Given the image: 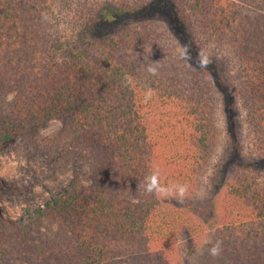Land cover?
I'll use <instances>...</instances> for the list:
<instances>
[{
	"label": "trees",
	"instance_id": "obj_1",
	"mask_svg": "<svg viewBox=\"0 0 264 264\" xmlns=\"http://www.w3.org/2000/svg\"><path fill=\"white\" fill-rule=\"evenodd\" d=\"M14 137L90 169L0 211V264H179L187 242L193 264H264V0H0V148ZM153 172L172 194L145 192Z\"/></svg>",
	"mask_w": 264,
	"mask_h": 264
},
{
	"label": "rangeland",
	"instance_id": "obj_2",
	"mask_svg": "<svg viewBox=\"0 0 264 264\" xmlns=\"http://www.w3.org/2000/svg\"><path fill=\"white\" fill-rule=\"evenodd\" d=\"M221 106L217 111L218 119L225 129V113ZM238 111L242 117L243 111ZM62 125L60 120L54 119L41 126L36 135L38 141L58 135ZM226 151L224 139L219 158ZM76 169H90L86 155L72 154L66 143L55 153H50L36 146L34 142L19 137L4 142L0 148V211L6 213V217L16 220L28 210L38 209L53 193L68 185L74 178ZM90 182V178L81 180V184ZM182 250L179 264H193L197 255L195 247L187 242ZM27 263L29 262L25 264Z\"/></svg>",
	"mask_w": 264,
	"mask_h": 264
},
{
	"label": "clouds",
	"instance_id": "obj_3",
	"mask_svg": "<svg viewBox=\"0 0 264 264\" xmlns=\"http://www.w3.org/2000/svg\"><path fill=\"white\" fill-rule=\"evenodd\" d=\"M148 71L155 74L156 69L150 67ZM126 79L128 78L126 77ZM151 95H152V90L149 89L148 92L146 93V96L150 97ZM140 186L144 188L146 193L154 194L156 196H168L173 192L171 186H165L161 184L159 175L156 172H153L147 177H145L144 182ZM177 189H178L177 194L179 196H183L187 191V188L184 185H178ZM220 252H221L220 242H217L211 247L210 254L212 256H218Z\"/></svg>",
	"mask_w": 264,
	"mask_h": 264
}]
</instances>
